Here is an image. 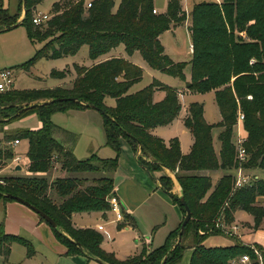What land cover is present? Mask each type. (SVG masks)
<instances>
[{
    "label": "trees",
    "instance_id": "1",
    "mask_svg": "<svg viewBox=\"0 0 264 264\" xmlns=\"http://www.w3.org/2000/svg\"><path fill=\"white\" fill-rule=\"evenodd\" d=\"M19 1L23 10L22 0ZM41 1L24 0L25 11L20 24L26 25L30 39H47L24 66L39 56L60 57L75 53L83 44L87 45L88 55L94 63L77 69L70 88L57 86L0 93V111H5L11 103L47 99L22 107L7 118L37 108L42 126L37 130L5 135L0 141L2 169L14 156L13 149L6 143L26 139L24 168L29 173L0 178V192L18 196L48 214L58 225L52 230L66 247V255L85 253L105 264H159L167 252L164 264L174 263L184 248L182 239L187 226L192 224L189 264H232L243 255L250 256L249 264H264V247L245 244L226 231L238 210L252 214L257 224L264 218L261 203L264 178L235 188V169L239 161L234 139L238 116L242 112L247 133L245 147L249 154L244 166L264 169V0H201L193 3L188 13L180 0H168L166 10L162 12L153 11V0H120L115 10L114 0H89V6L86 5L88 0H55L47 21L36 25L32 15ZM21 10L12 13L0 5V29L16 22ZM186 20L192 57L188 61L191 79L185 82L183 92L215 91L221 114V121L216 125L221 128L219 155L213 144L214 126L205 118L203 103L193 101L188 104L183 122L191 132L193 142L189 152L183 154L177 138H171L166 144L151 132L154 127L167 125L177 116L180 109L178 92L157 79L135 92L129 91L141 79L143 71L127 58L135 51L140 52L150 68L184 80L186 61L174 60L165 51L159 35L167 29L173 31L177 24ZM119 46L125 55L111 54ZM51 74L62 79L66 71L53 68ZM158 90H163L165 95L162 100L155 101L153 96ZM106 96L115 99L113 107L104 104ZM62 98H78V101ZM89 105L102 111L105 143L113 149L112 157L101 158L91 153L87 158L79 159L56 135L61 137L69 132L51 122L49 117L54 111L90 108ZM120 137L126 139L133 151L139 150V161L151 173L160 168L175 172L181 195L191 210V218L178 243L174 244V241L181 222L161 246L124 259H118L113 252L101 247L103 235L98 230L78 228L71 221L77 212L110 210L108 199L113 192ZM143 157L151 160L145 161ZM56 165L68 175L49 180L47 175ZM199 170H224L226 173L212 188L209 175L192 173ZM228 170L234 173L230 174ZM89 173L100 175L90 178ZM158 179L161 189L178 205L184 217L179 196L171 192L170 178L161 175ZM0 199L15 201L1 194ZM123 214L124 220L134 226V220ZM125 226L123 222L117 225L119 229ZM224 232L234 238V244L208 247L203 243L209 235ZM13 241L26 246L29 254L32 252L29 241L7 234L0 227V254L7 257Z\"/></svg>",
    "mask_w": 264,
    "mask_h": 264
},
{
    "label": "rangeland",
    "instance_id": "2",
    "mask_svg": "<svg viewBox=\"0 0 264 264\" xmlns=\"http://www.w3.org/2000/svg\"><path fill=\"white\" fill-rule=\"evenodd\" d=\"M54 1L55 0L41 1L37 5L35 12L50 14ZM167 1L168 0H153L156 12L165 11ZM119 2L120 0H114L113 10L117 8ZM192 2L193 0H180L182 7L185 6L189 11ZM0 5L7 8L12 13L21 10L19 0H0ZM187 10L186 13H188ZM22 15L23 10L20 12V17ZM187 24L188 22L185 23L184 21L183 23L177 24L173 31L166 30L161 36L159 35V39L164 45L166 52L169 53L174 60L186 61L184 67V80L174 77V75L150 68L143 60L140 52L135 51L130 58L136 60L143 71L141 79L133 84L129 91L135 92L150 84L153 79H157L178 92L180 109L177 116L170 122V125L163 127L156 126L152 129V132L154 135L163 139L166 144H168L171 138H177L181 150L184 153L189 152L191 145L190 132L183 126L184 106L189 101L203 103L205 118L208 123L214 126L212 132L213 144L216 154L219 155L221 150V143L218 138L220 130L216 125L221 121V116L216 103L215 91L206 93L183 92L185 82L191 79V68L188 61L191 59L192 53L189 51L190 34ZM46 41L47 39H30L25 24H19L10 29H0V70L3 68H11L13 70V85L7 89L8 91H32L51 89L57 86L70 88L76 77L77 69L79 67L90 66L92 59L88 55V47L86 44L81 45L75 53L60 57L39 56L24 66L35 54L36 50L41 48ZM116 49H122V46ZM53 68L65 70V78L59 79L54 77V75L51 74ZM164 95L163 90H158L154 93L153 98L155 101H160L164 98ZM45 100L47 99H37L30 102H15L11 103L9 105L10 107L6 108L5 111L1 110L0 120L2 121H0V141L8 134L14 135L23 130H37L41 128L42 121L37 108L23 111L8 120L7 118L22 107L34 103H42ZM104 104L107 107H113L115 105V99L111 96H106L104 98ZM49 118L51 122L69 132V135L61 137L58 134L56 135L61 142L71 147L77 158L85 159L91 153L103 158L114 156L113 149L105 143L106 139L103 130L104 116L100 111L92 108H68L67 110L54 111ZM70 134L71 137H69ZM237 135L238 128L235 129L234 136ZM6 145L13 149L14 156L7 161L6 165L8 164V166L0 171V178L11 176L15 173L13 169L14 164L17 163L14 161L15 156L23 157L28 148L27 141L23 138L19 139V143L16 145H12L11 141L7 142ZM119 147V156L122 157L124 161L130 159L133 150L126 139L122 137L119 138ZM137 151L139 152V150ZM126 153H129L130 157H127ZM139 153L137 154L140 155L141 153ZM143 160L150 161L151 159L143 157ZM159 170H162V168ZM196 172L197 171H194L192 173ZM227 172L230 174L234 173L232 170H228ZM225 173L224 170L211 171L209 176L212 180V188ZM247 173L252 175L258 174L261 178H264V170L262 169L254 171L250 169L247 170ZM51 174L52 172L47 175L49 180L54 179ZM123 174V169L120 165L114 173L116 183L120 177H123ZM93 175L99 176L100 174L89 173L87 176L91 178ZM154 176V174L149 176L151 185L154 183ZM166 176L170 178L171 189L173 190V182H176V177L174 178L173 174ZM131 186L132 188H130V190L133 193L134 199L137 201V209H135V213L132 214L135 225L133 226L130 224L131 226H129V229L127 228L128 230L117 232L115 227L117 219L114 216L108 220H102L106 223V228L112 236L111 240H103L104 248L108 252H113L119 259L128 255H136L142 251V243L144 244L145 240L148 238L152 240L151 247H158L163 244L167 237L168 228H170L169 225L173 223L175 215L178 214V210L176 207L172 206L171 203H168L156 195H150V192H147L145 187H143L140 178H136L135 181H132ZM152 187H154V184ZM0 202L3 201L0 200ZM261 203L264 205V199H262ZM255 220V217L249 212L238 210L235 214L233 223L234 225L240 226V229L236 232L244 235V239L249 240L254 245L264 247V218L258 224ZM121 221L125 224L127 223L124 219ZM41 222L46 226V230H49L48 233L41 227L32 225L29 220L19 219L15 213L8 211V209L3 207L0 203V227L3 232L26 239L31 243L32 250L34 251L29 254L26 246L13 241L10 245L8 256L5 257L0 254V264H82L78 262L80 259H78L77 256L64 255V251H61V246H64V244L55 237L52 227L47 222L44 220H41ZM191 225L192 224H189L187 226L183 236L182 242L184 248L180 257L174 263L168 264H189L193 244ZM230 230L231 228L229 227L226 231ZM226 233L228 232L209 235L203 243L208 247L234 244V238L227 236ZM176 239L175 237L174 244L176 243ZM57 243L61 244V246ZM144 246H147V243Z\"/></svg>",
    "mask_w": 264,
    "mask_h": 264
},
{
    "label": "crops",
    "instance_id": "3",
    "mask_svg": "<svg viewBox=\"0 0 264 264\" xmlns=\"http://www.w3.org/2000/svg\"><path fill=\"white\" fill-rule=\"evenodd\" d=\"M197 1H201V0H193L192 4L197 2ZM184 6V5H183ZM192 7V5H191ZM191 7L189 9H191ZM185 10L186 7L184 6ZM189 12V10H187ZM20 17V16H19ZM187 22V20L185 21V23ZM167 30H171V29H167ZM166 31V30H165ZM172 31V30H171ZM164 32V31H163ZM162 32V33H163ZM161 33V34H162ZM160 34V36H161ZM161 38V37H160ZM190 43H191V40H190ZM165 48V47H164ZM166 51V50H165ZM189 51L190 53H192V50H190V47H189ZM134 53V52H133ZM132 53V54H133ZM111 54H122V55H125V52L122 49H114L113 51H111ZM127 55V58L129 60H131L132 62L136 63L139 65L138 62H136V60H132L130 57L131 55ZM169 54V53H168ZM170 55V54H169ZM171 56V55H170ZM172 57V56H171ZM173 58V57H172ZM174 59V58H173ZM94 63V60H92L91 64ZM90 64V65H91ZM156 70V69H155ZM190 102H193V101H189L188 103L185 104L184 106V112H183V117L185 118L186 114H187V108H188V104ZM220 112V111H219ZM221 116V114H220ZM184 123V122H183ZM170 125L167 124V125H163V126H168ZM161 126V127H163ZM184 128L189 131V129H187L185 127V125H183ZM155 128V127H154ZM219 128V127H218ZM238 128V135L237 136H234V139L236 140V138L240 135V136H244V137H247V133L244 129V126H240V127H236ZM219 130L221 131V128H219ZM152 132V130H151ZM190 132V131H189ZM153 133V132H152ZM190 135H191V144L193 142V137H192V134L190 132ZM13 141H11V144H12ZM19 143V142H18ZM17 143V144H18ZM13 145V144H12ZM16 145V144H15ZM180 145V143H179ZM191 147V145H190ZM181 149V147H180ZM181 152L183 154H186L184 153L182 150ZM139 153L138 151H133L132 154H131V157H130V154L129 153H126V156L127 157H130V159L128 160H125L122 158V157H118V166H117V169L119 168V166L121 165L122 166V169H123V177H120L119 180L115 181V178H114V173L117 171V169L114 171L113 173V188H114V191H115V194H116V197L117 199L119 200V203H120V207H121V210L123 213H126L127 215H129L132 219H133V215L135 213V209H137L136 207V200L134 199V196H133V193L132 191L130 190V188H132V181H135L136 178H140L142 183H143V187H145L146 191L147 192H150V195H156L160 198H162L163 200L167 201L168 203H171L172 206L176 207V209L178 210V214L175 215V219L173 220V223H171L170 228H168V232H167V235L173 231L178 225L179 223L182 221V212L181 210L178 208V205H176L172 200L171 198L169 197V195H167L162 189H161V183L159 181V176L161 175H171L173 174L174 178H175V172H172L170 171L169 169L167 168H162V170H157V171H153L152 173L150 171H148L146 169V167L139 161L138 159V154ZM188 153V152H187ZM20 162L18 164H14V167L13 169L17 166V165H20L21 166V169L18 170V171H15L14 174L12 175H16V174H19V175H24V174H29L25 168H24V161H25V157H21ZM103 158V157H101ZM8 166L5 165L1 170H3L4 168H6ZM259 168H251L252 171L254 170H257ZM250 170V169H248ZM264 170V169H262ZM216 171V170H215ZM52 177L55 178L57 176H64V175H68V173L64 172V171H61L59 168H58V165H56L53 169H52ZM50 172V173H51ZM211 171L210 170H199L196 172V174H199V175H210ZM155 175L154 176V183H152V185L154 184V187H152L151 183H150V178L149 176L150 175ZM256 177L258 178H261L258 174H255ZM176 180V178H175ZM153 188V189H152ZM172 190V189H171ZM173 194L179 196L181 194V188H180V185L178 183V181L176 180V182L174 181L173 182V190L171 191ZM149 196V194H148ZM262 199L264 198H261V201ZM1 201L3 202H0L2 204L3 207H6V209H8V211L10 212H13L16 214V216L23 220V219H26V220H29L30 223L32 225H34L35 227H41L43 230H46V226H44L41 222V219H39V215L37 213H35L32 209H30L29 207L25 206L24 204L18 202V201H12V200H8V201H5V200H2L0 199ZM112 216L115 217V214L113 211L111 210H106V211H86V212H77V213H74L71 217V221H72V224L73 226L75 227H78V228H86V227H90V228H94L97 230V226L99 224L103 225L104 227V230L106 232L109 233V235L111 236L110 232L107 230L106 228V223L103 222L102 220L105 219V220H108L110 219ZM117 221V220H116ZM122 221H117L116 223V231L117 232H122L124 230H126L127 228L129 229L131 226L130 223H126V226L119 229L117 227L118 223H121ZM231 228L230 231H232L231 233L236 236L241 242L245 243V244H251V245H254L253 243H251L249 240L247 239H244V235H241L239 234L238 231L240 229V226L239 225H234V223L231 224V226H229ZM127 229V230H128ZM47 233L49 232V230H46ZM103 232V231H102ZM100 232L102 235L103 233ZM8 234V233H7ZM111 239H112V236H111ZM103 240L104 239V236H103ZM247 240V241H246ZM151 242L152 240H150L149 238L147 240H145V243L143 244L142 243V250H146V252H150L152 249L154 248H157V247H151ZM141 243V241H140ZM147 243V246H144L145 244ZM58 244V243H57ZM61 246V244H58ZM162 245V244H161ZM160 245V246H161ZM62 247V250L61 251H64V255L65 252H66V247L65 246H61ZM101 247L105 250L104 248V241H102L101 243ZM145 247V248H144ZM159 247V246H158ZM192 250V249H191ZM34 251L32 250L31 253H33ZM59 252V251H57ZM141 252V251H140ZM139 252V253H140ZM30 253V254H31ZM137 253V254H139ZM114 254V253H113ZM68 256V255H67ZM71 256V255H69ZM72 256H77L78 259H80L78 262L82 263V264H101L99 263L98 261H96L95 259L91 258V257H88L85 253H76V254H73ZM129 256V255H128ZM126 256V257H128ZM132 256V255H130ZM116 257V256H115ZM124 257V258H126ZM122 258V259H124ZM119 259V258H118Z\"/></svg>",
    "mask_w": 264,
    "mask_h": 264
},
{
    "label": "built area",
    "instance_id": "4",
    "mask_svg": "<svg viewBox=\"0 0 264 264\" xmlns=\"http://www.w3.org/2000/svg\"><path fill=\"white\" fill-rule=\"evenodd\" d=\"M216 1H221V0H216ZM91 4L90 1L86 2V5L89 6ZM153 11L156 12V9L153 8ZM50 17V14L48 13H39L35 12L32 15V21L36 25H41L44 24L47 19ZM190 50H192V43L189 44ZM13 85V70L11 68H3L0 70V92L6 91L9 87ZM251 98V96H249ZM244 122V114L242 112L239 113L238 116V124L237 127L243 126ZM247 138L244 136H238L235 140V146H236V158L239 161L238 167L235 169V188L238 189L240 187L249 185L252 183L254 180L258 179L256 175H252L247 173V168L244 166V164L248 161L249 159V154L248 151L245 147V142ZM19 141L13 140L12 144L15 145ZM21 158L19 156H15L14 161L19 163ZM16 163V164H17ZM109 205H110V210L114 212L115 218L117 221H121L124 219V214L121 210L119 200L116 197L114 188L112 192V196L108 199ZM97 230L99 232L103 233L104 239L106 240H111V236L109 235L108 232L104 230L103 225L99 224L97 226ZM255 251L260 254V251L255 248ZM251 262L250 256L249 255H243L239 260L233 261L232 264H249ZM37 264H44V263H37Z\"/></svg>",
    "mask_w": 264,
    "mask_h": 264
},
{
    "label": "water",
    "instance_id": "5",
    "mask_svg": "<svg viewBox=\"0 0 264 264\" xmlns=\"http://www.w3.org/2000/svg\"><path fill=\"white\" fill-rule=\"evenodd\" d=\"M22 5H23V14H24V11H25V9H24V5H25L24 0H22ZM22 16H23V15H22ZM22 16H21L16 22H14V23H12V24H10V25H7L4 29L14 28V27H16L17 25H19ZM67 99H72V100H74V101H78V98H62V100H67ZM89 107L92 108V109H96V110H98V109H97L96 107H94L93 105H89ZM100 112H102V111H100ZM20 169H21V166H20V165H17V166L14 168L15 171H18V170H20ZM0 194L3 195L4 197L11 198V199H13V200H15V201H18V202L24 204L25 206H27V207H29L30 209H32L35 213H37L41 218H43V220H44L45 222H47L51 227H53V228H58L57 223H56V222H55V221H54V220H53L48 214H46L45 212H43L42 210H40V209L37 208L36 206L32 205V204L29 203L28 201H26V200H24V199H22V198H20V197H18V196H15V195L9 194V193H1V192H0ZM179 198H180V202H181L182 206L184 207L185 215H184V217H183V219H182V221H181V224H180V226H179V231H178V235H177L176 243L179 242V240H180V238H181V235H182L183 232H184L185 225L187 224V222H188V221L190 220V218H191V210H190V208L188 207V205L186 204V202H185V200H184V197L180 194V195H179ZM76 244H77L78 246H80L79 243H76ZM166 257H167V252L164 254V256H163V258H162V260H161V262H160L159 264H164V263H165V260H166ZM91 258L95 259L96 261H98V262L101 263V264H105V263H104L102 260H100L99 258H96V257H91Z\"/></svg>",
    "mask_w": 264,
    "mask_h": 264
}]
</instances>
